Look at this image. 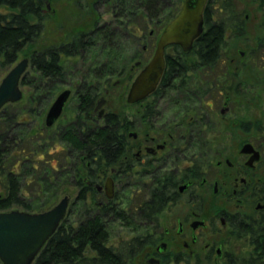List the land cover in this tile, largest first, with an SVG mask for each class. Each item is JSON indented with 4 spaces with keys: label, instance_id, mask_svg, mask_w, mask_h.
Returning a JSON list of instances; mask_svg holds the SVG:
<instances>
[{
    "label": "flooded vegetation",
    "instance_id": "af4514ba",
    "mask_svg": "<svg viewBox=\"0 0 264 264\" xmlns=\"http://www.w3.org/2000/svg\"><path fill=\"white\" fill-rule=\"evenodd\" d=\"M130 8L119 7L118 16L132 20L128 18L133 14ZM50 9V0H44L32 17L41 19L45 12L53 17ZM206 12L222 17L223 87L193 90L190 104L181 114L172 103L173 93L179 90L159 88V84L143 100L128 104L136 110L125 120L129 141L124 161L97 176V182L91 185L92 201L88 194L83 195L97 210L106 207L115 214L123 209L127 222L141 225L137 231L129 227L135 233L129 241L109 243L115 248L127 247L119 264H264V0H205L202 33ZM141 18L138 24L147 27L150 21L146 11ZM167 24L155 22L160 35ZM105 27L109 25L97 23L93 30ZM142 49L146 51L145 46ZM140 64L137 61V67ZM135 77L128 74L131 83ZM236 78L239 82L235 87H226ZM215 100L219 108L214 106ZM96 104L93 114L104 121L107 111L99 118ZM167 107H171L167 111L176 110L171 118L165 116ZM107 180L112 185L110 199L105 192ZM154 183L160 197L154 215L144 214L141 199L124 205L123 197L134 187L135 194L141 191L147 201V190ZM85 184L90 186L88 181ZM72 202L69 199L66 216ZM178 204L187 207L186 215H169L163 226L162 214ZM108 215L106 212L104 217ZM85 216L83 213L82 218ZM237 242L246 251L239 263L240 249L229 250ZM136 246L138 250L133 249Z\"/></svg>",
    "mask_w": 264,
    "mask_h": 264
},
{
    "label": "trees",
    "instance_id": "16d2710c",
    "mask_svg": "<svg viewBox=\"0 0 264 264\" xmlns=\"http://www.w3.org/2000/svg\"><path fill=\"white\" fill-rule=\"evenodd\" d=\"M43 1L0 0V5L10 10L5 15L0 12V67L13 64L24 45L39 33L38 26L28 23L35 8ZM183 1L115 0V3L124 10L131 6L133 21L138 13L142 15L146 11L150 22L165 25ZM221 18L220 14L206 12V29L190 52L183 53L178 46H171L166 51L159 88L179 90L172 97L179 114L188 108L193 90L221 87L217 77L211 79L212 72L222 62L225 31ZM112 37L113 32L105 27L82 34L68 46L34 52L29 70L20 82V86L26 88L25 96L0 111V212H44L52 208L59 195L74 194L69 208L75 209L74 212L69 211L61 221L33 264H119L127 247L109 245L110 227L120 220L123 226L135 231L142 229L138 222H127L125 210L115 214L106 207L97 210L83 196L88 194L92 201L91 185L97 182V176L120 165L127 151L126 117L108 110L104 121H99L93 114L94 103L101 95L100 86L109 81L103 80L104 76L117 72L111 70L114 61L108 59L101 69L97 68L106 70L107 74L101 76L102 71L97 73V79L86 76L80 82L76 81L77 84L72 82L74 93L66 104V113L55 125L47 128L42 121L58 86L66 80L59 57L87 52L96 46L99 38L106 41L103 46L107 47ZM94 69L92 73H96ZM122 90L119 99L124 98L125 90ZM34 104L37 109L33 108ZM120 169L124 170L123 164ZM85 181L90 186L87 187ZM147 192L148 200L141 199L142 210L146 215H154L160 206L156 183ZM128 198L123 197L125 206L131 203ZM76 212L81 220L78 219L74 227L68 217ZM106 212L108 217H104ZM83 213H86L84 218ZM133 249L138 250V247Z\"/></svg>",
    "mask_w": 264,
    "mask_h": 264
},
{
    "label": "rangeland",
    "instance_id": "374dc122",
    "mask_svg": "<svg viewBox=\"0 0 264 264\" xmlns=\"http://www.w3.org/2000/svg\"><path fill=\"white\" fill-rule=\"evenodd\" d=\"M50 3V10L54 13L53 17L50 12L42 14L40 17L41 19L29 17L30 22L39 23V33L32 41L24 45L22 51L18 54L17 59L13 64L7 68L0 67V81L21 60H29L34 52L37 53L44 49H49L50 47L57 48L61 44H71L82 34L91 32L97 23L101 25L106 23L109 25L107 29L109 28L111 29V32H113L110 45L107 47L103 46L106 41L99 38L96 46L92 49H88L87 52H82L74 57L61 58L60 64L63 65L64 70L66 71V80L58 86V90L50 101L49 107L56 96L63 90H70L72 91L71 95H73V85L76 81L80 82L82 78L86 76L92 80L97 79L96 77H99V74L97 73L104 70L99 71L97 68L101 69L103 67L102 64L105 63V61L107 62L108 59H111L114 61L111 70L117 72L112 73V75L104 76L103 80L108 79L109 81L107 85L103 83L104 85L102 84L100 86L101 95L97 98L96 103L103 97L105 104H103L102 109L104 111L108 112V110H111L115 113H120L122 116L130 118L136 108L131 107L126 103L127 90L131 85V81L128 79V74L132 73L134 77L137 75L141 67L151 59L155 51L157 39L160 35L159 26L155 25V22H149L147 27H144V25L140 27L142 18L139 13L137 16L138 20L136 18L135 21H127L126 17H123L122 15L118 16L119 7L115 3V0H50ZM129 11L130 9H128V12ZM0 12L7 14L10 10L5 6H0ZM128 18L132 17L129 16ZM137 21L140 24H138ZM150 33L152 35H150ZM257 36L259 37L261 34H258ZM111 46L112 49L110 48ZM144 46L146 47V51L143 52L142 48ZM137 61L141 62L139 67H137ZM94 62L97 63L95 64V67H93ZM29 66L26 71L29 70ZM92 68H95L94 70L96 73L91 72ZM104 73L107 74L106 70L101 73V76L104 75ZM213 74L215 75L212 77ZM222 74V65L217 66L211 74V79L217 77L216 80L219 81L218 84H220L221 88L224 84ZM126 81L128 82L126 83ZM237 82H239V78L231 79L226 87H235ZM21 89L23 95L25 96L26 88L21 86ZM122 89L125 90L123 96L124 98L119 99V95L123 91ZM104 90L107 91V94L104 93ZM212 94L215 95V91H212ZM213 98L216 99L215 96H213ZM219 99L221 98L218 97V100ZM218 100L213 101V103L214 106L219 108L220 104ZM33 108L37 109L38 106L34 104ZM170 108L171 107H167L165 110L166 118H171L173 113L176 111H167V109ZM46 113L42 117L43 122ZM66 196L70 200H73L74 198V194L70 192L61 196L59 195L57 200H55L54 205ZM127 196L131 202L137 199H143L141 191L140 193L135 194V187L128 190ZM186 208L187 207L182 204H178L174 207H168L162 214L163 226L166 225L165 222H168L169 215H186ZM74 210L75 209H71L69 211L74 212ZM78 219L79 217L77 212L76 214L68 217L69 223L74 227L77 225ZM134 236L135 233L131 232L129 227H125L118 222H115L109 229V243H125ZM234 244L233 248L230 247L229 250L231 251L236 248L240 249L239 251L241 254L238 255L240 259L238 260L239 263L242 258L246 256V251L241 243L237 242L235 245Z\"/></svg>",
    "mask_w": 264,
    "mask_h": 264
},
{
    "label": "water",
    "instance_id": "95a60500",
    "mask_svg": "<svg viewBox=\"0 0 264 264\" xmlns=\"http://www.w3.org/2000/svg\"><path fill=\"white\" fill-rule=\"evenodd\" d=\"M205 0H185L178 14L161 33L150 61L139 71L126 95V103H137L157 88L165 69V51L170 46L180 47L183 53L191 51L193 42L202 34V13ZM29 66V60L17 63L0 81V111L8 104L22 100L21 79ZM71 96L70 90L60 92L44 118V125L52 127L61 117ZM105 103L102 97L95 111L101 118ZM149 150V149H148ZM150 151V150H149ZM107 197L112 198L111 181L105 184ZM69 198L63 197L51 209L29 213L19 210L0 212V262L2 264H33L39 252L55 233L65 218Z\"/></svg>",
    "mask_w": 264,
    "mask_h": 264
}]
</instances>
